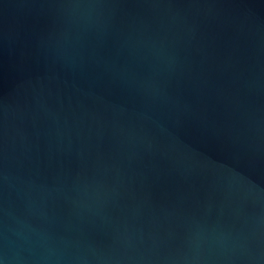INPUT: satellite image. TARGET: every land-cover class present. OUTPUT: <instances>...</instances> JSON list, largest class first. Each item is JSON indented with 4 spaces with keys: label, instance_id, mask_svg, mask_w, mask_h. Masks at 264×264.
Masks as SVG:
<instances>
[{
    "label": "water",
    "instance_id": "1",
    "mask_svg": "<svg viewBox=\"0 0 264 264\" xmlns=\"http://www.w3.org/2000/svg\"><path fill=\"white\" fill-rule=\"evenodd\" d=\"M0 264H264V0H0Z\"/></svg>",
    "mask_w": 264,
    "mask_h": 264
}]
</instances>
